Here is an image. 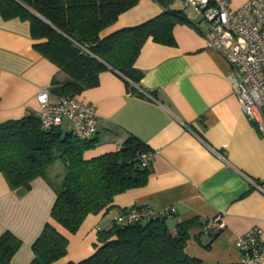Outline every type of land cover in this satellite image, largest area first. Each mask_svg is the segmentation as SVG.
<instances>
[{"label": "crops", "instance_id": "1", "mask_svg": "<svg viewBox=\"0 0 264 264\" xmlns=\"http://www.w3.org/2000/svg\"><path fill=\"white\" fill-rule=\"evenodd\" d=\"M245 1L229 0L233 9ZM173 9L194 15L182 0H167L166 7L157 0H139L100 35L137 26ZM172 34V44L145 40L134 63L142 74L138 84L109 67L99 72L95 85L77 95L95 103L98 114L92 135L98 142L86 157L117 150L129 135L154 156L146 183L116 195L107 213L88 214L74 233L57 225L67 237V253L53 264L91 255L97 232L135 205L173 206L175 211L166 219L171 230L179 222H191L185 252L201 264H239L235 241L254 226L261 228L264 240V132L242 111L231 82V65L207 48L199 28L184 19L174 24ZM35 42L29 21L0 14V121L43 110L36 98L39 88L51 90L53 82L69 80L35 49ZM57 98L51 93V102ZM60 127L69 131L70 121L63 119ZM53 164L47 178H33L23 193L11 189L0 173V234L8 230L21 240L11 264L33 259L31 245L51 221L56 193L50 183H58L65 171L49 174ZM217 214L224 227L205 229Z\"/></svg>", "mask_w": 264, "mask_h": 264}, {"label": "trees", "instance_id": "2", "mask_svg": "<svg viewBox=\"0 0 264 264\" xmlns=\"http://www.w3.org/2000/svg\"><path fill=\"white\" fill-rule=\"evenodd\" d=\"M166 7L167 0H157ZM139 0H0L4 19L29 21L34 47L69 75L53 82L56 97L77 96L95 85L99 72L115 69L138 84L141 73L134 67L145 40L172 44L175 23L186 20L181 10L164 12L137 26L116 30L104 37L101 32ZM140 93L139 91H137ZM98 140L79 138L60 126L44 129L35 111L19 119L0 121V173L9 187L18 192L30 188L37 176L47 178L55 161L65 171L58 183L51 182L56 198L41 233L32 243L33 259L28 264H53L67 253V237L77 231L88 214L107 213L116 195L143 186L150 165L142 166L138 154L148 150L129 135L115 151L86 157ZM135 205L134 207H142ZM168 214L113 224L97 232V246L88 257L66 264H201L185 252L191 222H179L171 230ZM21 240L6 230L0 234V264H11Z\"/></svg>", "mask_w": 264, "mask_h": 264}, {"label": "built area", "instance_id": "3", "mask_svg": "<svg viewBox=\"0 0 264 264\" xmlns=\"http://www.w3.org/2000/svg\"><path fill=\"white\" fill-rule=\"evenodd\" d=\"M193 10L190 23L199 28L206 46L217 51L232 67L231 82L244 114L264 132V0H246L231 8L229 0H182ZM49 86L39 88L36 98L45 108L35 111L44 129L70 121V131L79 138L93 135L98 121L96 104L80 96H60L50 100ZM154 152L138 154L142 166H149ZM173 206L153 209L150 206L130 207L114 218L118 224H131L160 214L173 213ZM224 227L217 214L204 228L218 231ZM239 264L264 263L262 230L254 226L237 237Z\"/></svg>", "mask_w": 264, "mask_h": 264}, {"label": "rangeland", "instance_id": "4", "mask_svg": "<svg viewBox=\"0 0 264 264\" xmlns=\"http://www.w3.org/2000/svg\"><path fill=\"white\" fill-rule=\"evenodd\" d=\"M56 169H58V170L60 169V170H62V171L65 170L64 165L62 164V162H60V161H56V162L53 164V166L50 167L49 174L53 173V171L56 170Z\"/></svg>", "mask_w": 264, "mask_h": 264}]
</instances>
